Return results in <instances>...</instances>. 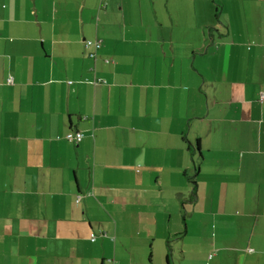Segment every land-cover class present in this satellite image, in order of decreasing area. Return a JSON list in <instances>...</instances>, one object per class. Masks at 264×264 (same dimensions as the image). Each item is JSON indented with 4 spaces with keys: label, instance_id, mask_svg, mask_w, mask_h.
I'll use <instances>...</instances> for the list:
<instances>
[{
    "label": "crops",
    "instance_id": "obj_1",
    "mask_svg": "<svg viewBox=\"0 0 264 264\" xmlns=\"http://www.w3.org/2000/svg\"><path fill=\"white\" fill-rule=\"evenodd\" d=\"M213 3L0 0V264H264V0Z\"/></svg>",
    "mask_w": 264,
    "mask_h": 264
},
{
    "label": "built area",
    "instance_id": "obj_2",
    "mask_svg": "<svg viewBox=\"0 0 264 264\" xmlns=\"http://www.w3.org/2000/svg\"><path fill=\"white\" fill-rule=\"evenodd\" d=\"M100 45H101V41H99L98 39H95V40H86L84 41V44L83 46L85 47V49L88 50V55L90 57H95V54H96V51L97 49L100 48ZM91 48V49H90ZM106 62L108 60H105ZM11 79L8 78L7 79V82H10ZM97 82H101V80H97ZM263 94L261 93V95L259 96V100L260 101H263ZM82 138V133H80V131H76L74 133H69L66 135V140L69 141V142H77L79 140H81ZM96 239V236L94 234H90V240L94 241Z\"/></svg>",
    "mask_w": 264,
    "mask_h": 264
},
{
    "label": "rangeland",
    "instance_id": "obj_3",
    "mask_svg": "<svg viewBox=\"0 0 264 264\" xmlns=\"http://www.w3.org/2000/svg\"><path fill=\"white\" fill-rule=\"evenodd\" d=\"M198 1H200V0H182V3L184 4V5H187V4H189V2L190 3H192V2H198ZM162 3H163V1H161ZM213 4L214 5H218V7L221 5V3H222V0H213Z\"/></svg>",
    "mask_w": 264,
    "mask_h": 264
},
{
    "label": "trees",
    "instance_id": "obj_4",
    "mask_svg": "<svg viewBox=\"0 0 264 264\" xmlns=\"http://www.w3.org/2000/svg\"><path fill=\"white\" fill-rule=\"evenodd\" d=\"M219 9H220V6L218 7V5H216V6H215V11H216V13L219 11ZM191 183H192V185H193V186H192L193 188H192L191 193H190V198L193 199V197H195V195H196V193H195V192H196V191H195V181H192Z\"/></svg>",
    "mask_w": 264,
    "mask_h": 264
}]
</instances>
